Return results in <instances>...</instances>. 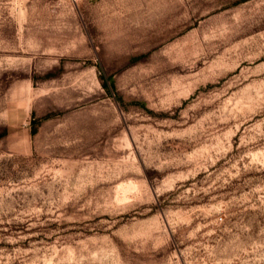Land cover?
<instances>
[{"label": "rangeland", "instance_id": "1", "mask_svg": "<svg viewBox=\"0 0 264 264\" xmlns=\"http://www.w3.org/2000/svg\"><path fill=\"white\" fill-rule=\"evenodd\" d=\"M0 264H264V0H0Z\"/></svg>", "mask_w": 264, "mask_h": 264}, {"label": "bare ground", "instance_id": "2", "mask_svg": "<svg viewBox=\"0 0 264 264\" xmlns=\"http://www.w3.org/2000/svg\"><path fill=\"white\" fill-rule=\"evenodd\" d=\"M131 183H132V182H131ZM131 185H133V184H131ZM133 186H135V185H133ZM129 187H130V186H129ZM122 189H123V188H122ZM132 189H133V187H132ZM127 192H128V191H127ZM123 194H125V193H123ZM123 194H122V195H123Z\"/></svg>", "mask_w": 264, "mask_h": 264}]
</instances>
